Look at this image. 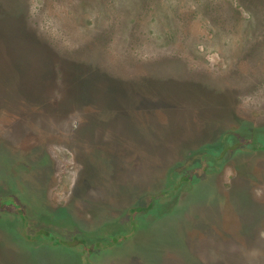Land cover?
I'll return each mask as SVG.
<instances>
[{
    "label": "rangeland",
    "instance_id": "1",
    "mask_svg": "<svg viewBox=\"0 0 264 264\" xmlns=\"http://www.w3.org/2000/svg\"><path fill=\"white\" fill-rule=\"evenodd\" d=\"M250 3L0 0V264H264Z\"/></svg>",
    "mask_w": 264,
    "mask_h": 264
},
{
    "label": "trees",
    "instance_id": "2",
    "mask_svg": "<svg viewBox=\"0 0 264 264\" xmlns=\"http://www.w3.org/2000/svg\"><path fill=\"white\" fill-rule=\"evenodd\" d=\"M245 1V0H244ZM246 1H249V0H246ZM252 3H250L251 5H255L256 7L255 8H260L261 10V12H263L264 13V0H250ZM13 202H4L3 204L5 205V204H11V205H13L12 204ZM1 223V222H0ZM44 239H50V238H53V237H48V236H45V237H43ZM54 240V238L52 239V241ZM57 241H56V243H54V244H56L55 246H61L62 245V242L59 240V239H56Z\"/></svg>",
    "mask_w": 264,
    "mask_h": 264
},
{
    "label": "flooded vegetation",
    "instance_id": "3",
    "mask_svg": "<svg viewBox=\"0 0 264 264\" xmlns=\"http://www.w3.org/2000/svg\"><path fill=\"white\" fill-rule=\"evenodd\" d=\"M9 198H11V197H7L6 199H4V198H2V199H0V201L2 202V203H4V202H14V201H12L11 199H9ZM13 204V203H12ZM11 205V204H10ZM14 206H15V203L13 204Z\"/></svg>",
    "mask_w": 264,
    "mask_h": 264
},
{
    "label": "water",
    "instance_id": "4",
    "mask_svg": "<svg viewBox=\"0 0 264 264\" xmlns=\"http://www.w3.org/2000/svg\"><path fill=\"white\" fill-rule=\"evenodd\" d=\"M48 237H50V235ZM56 241H57L56 238H54L53 243H56Z\"/></svg>",
    "mask_w": 264,
    "mask_h": 264
}]
</instances>
